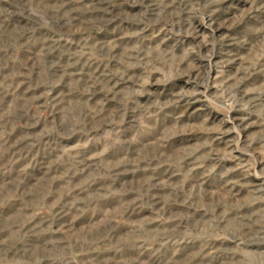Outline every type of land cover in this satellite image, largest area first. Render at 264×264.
Masks as SVG:
<instances>
[{"label": "rangeland", "instance_id": "obj_1", "mask_svg": "<svg viewBox=\"0 0 264 264\" xmlns=\"http://www.w3.org/2000/svg\"><path fill=\"white\" fill-rule=\"evenodd\" d=\"M0 264H264V0H0Z\"/></svg>", "mask_w": 264, "mask_h": 264}]
</instances>
